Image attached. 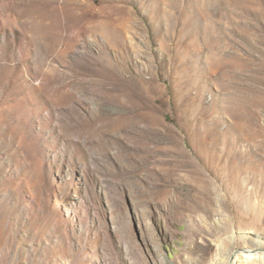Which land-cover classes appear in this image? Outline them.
<instances>
[{
  "label": "rangeland",
  "instance_id": "1",
  "mask_svg": "<svg viewBox=\"0 0 264 264\" xmlns=\"http://www.w3.org/2000/svg\"><path fill=\"white\" fill-rule=\"evenodd\" d=\"M264 0H0V264H262Z\"/></svg>",
  "mask_w": 264,
  "mask_h": 264
},
{
  "label": "bare ground",
  "instance_id": "2",
  "mask_svg": "<svg viewBox=\"0 0 264 264\" xmlns=\"http://www.w3.org/2000/svg\"><path fill=\"white\" fill-rule=\"evenodd\" d=\"M257 253L253 254L248 253L246 256H243V258H246L248 261L254 262V261H259L260 263L264 264V253L262 255L256 256ZM239 259V257H235V261L233 260L231 264H234ZM213 264H220L218 262H214Z\"/></svg>",
  "mask_w": 264,
  "mask_h": 264
}]
</instances>
